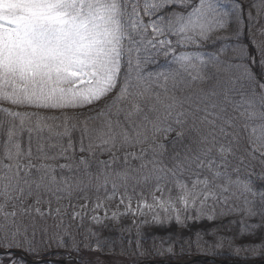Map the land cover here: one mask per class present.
Here are the masks:
<instances>
[{
    "label": "snow or ice",
    "instance_id": "6c2138e0",
    "mask_svg": "<svg viewBox=\"0 0 264 264\" xmlns=\"http://www.w3.org/2000/svg\"><path fill=\"white\" fill-rule=\"evenodd\" d=\"M243 9L241 0H234L230 11L221 0H0V104L9 105L0 107V113L10 118L4 158L11 161L4 164L0 160V196L4 197L0 203V244L34 252L45 243L46 228L38 229L34 220L25 224L16 218L30 216L33 211L41 217L52 215L51 200L47 213L38 206L43 202V193L33 204H27L26 198L33 195V184L37 192L43 189L52 194L72 189V178L58 180L56 167L87 172L97 153L107 151L108 161L96 159L98 166L107 169L118 159V152L149 141L156 157L165 147L158 137L162 135L166 140L175 131L167 123L173 118L180 129L177 138H187L188 144L182 153L173 155L171 167L154 158L142 163L140 171L148 169L150 163L144 182L154 180L156 190L161 191L160 181L175 180L179 195L174 199L153 196V204L138 203L133 215L151 214L156 223L173 215L180 223L182 212L193 211L195 216L189 218L207 216L212 220L217 214H239L242 225L243 217L259 215L264 219V189L253 188V177L264 180V111L257 114L254 107L258 97L264 109V27L257 30L259 39L253 34L248 43L239 44ZM262 17L264 0H252L249 21ZM234 38L237 44L231 46L233 55L227 56V41ZM221 41L224 43L212 52L180 51L203 49ZM153 53H163L166 60L171 59L167 70L155 77L144 74V65ZM209 65L216 77L212 89H200L195 99L175 94L182 86L209 79ZM145 107L157 114L155 119L145 114L137 122L135 117ZM256 118L259 124L254 123ZM57 121L60 123H51ZM54 128L63 129L55 132L61 143H42L40 133L44 129L52 133ZM17 131L28 133L26 153L19 142H13ZM33 131L37 132L35 157ZM76 131L80 133L82 153L78 159L73 139ZM65 137L66 144L62 142ZM52 150L56 151L49 155ZM145 151L141 148L140 153L125 152V162L129 156L143 161ZM21 157L28 163L21 164ZM61 158L69 163H47ZM33 159L44 162L36 164ZM254 161L260 164L259 173ZM33 171L39 174L37 181L29 179ZM184 173L196 177L191 187L178 179ZM114 175L128 179L127 171ZM112 176L105 170L98 172L96 179L102 177L107 184ZM124 199L121 195V203ZM10 200H14L12 211H6ZM86 207L87 204L80 205L82 211ZM128 207L131 211L130 204ZM59 213L58 207L57 216ZM72 215L75 218L80 213ZM93 219L99 222V218ZM55 227L57 231L48 239H59L63 245V237H71L70 227L65 228L62 220ZM245 234L252 235L242 227L241 235ZM72 242L76 244L74 237ZM258 247H264V241L260 245L237 246L236 251H255Z\"/></svg>",
    "mask_w": 264,
    "mask_h": 264
},
{
    "label": "trees",
    "instance_id": "16d2710c",
    "mask_svg": "<svg viewBox=\"0 0 264 264\" xmlns=\"http://www.w3.org/2000/svg\"><path fill=\"white\" fill-rule=\"evenodd\" d=\"M241 2L244 5L243 13L241 14V21L243 19V16L247 18V22L245 23V30L242 34V28H240V36H239V44L243 45L249 42L253 34H256L257 39H259V35L257 30L261 27H264V17L258 19V20H252L251 22L248 19V12H249V4L252 2V0H241ZM221 3L224 4L226 10H231L234 0H221ZM252 14L255 16V9H252ZM242 27V22H240ZM235 27V25H233ZM244 28V27H243ZM174 39V38H173ZM224 43L223 41L216 43L213 45H206L203 49H197L195 47L187 48V49H180V51H207L212 52L215 49H218L221 44ZM229 45V50L226 53L227 56H232L233 52L231 50V46L234 44H237V40L234 38L233 40L227 41ZM253 53H255V49H249ZM259 58V57H257ZM171 63V59L168 60L165 59L163 53H161L159 56H157L155 53H153L152 58L149 62H147L144 65V74L147 76L148 74H152L153 77H155V74L162 71L167 70L168 65ZM208 74L209 79H207L204 82H196L194 84L188 85V86H182L180 90L176 91L177 96H184V97H192L193 99L197 98L199 96V90L203 89L205 91H208L212 89V87L216 83V77L214 74V69L211 67V65L208 66ZM257 72H259V69H256ZM257 93H259V89L257 88ZM237 100H239V96L235 97ZM188 105H185V109H187ZM255 111L258 114L260 111H264L260 107L259 99L257 97L255 102ZM251 111V109H249ZM147 114L150 119H155L156 113H150L147 110V107L144 108V111L140 114L139 117H135L137 122L142 120L143 116ZM161 119L164 118V113L161 111L159 113ZM123 115L121 116V119L123 120ZM10 118H7L3 113H0V160L6 159L4 158V144L8 139L7 133H8V120ZM247 119V117H245ZM74 123V122H73ZM167 123H170L175 127L176 136L172 138L170 141L166 142L164 145V149L160 153V155L154 157L153 153L151 152L150 148L146 149L144 153V160L137 158L136 156H129L127 159V162H125L124 156H119L118 159L114 164H109L107 169H104L103 166H96V167H89L87 172H85L82 168L81 170L77 171L73 169L72 171H69L68 169H64L63 171L61 169H58L55 171V175L57 179H61L62 177H71V183L73 184V187L70 191H64L62 190L60 193L52 194L49 192H45L43 189L40 190V192H37L35 189V184H33V195L28 196L26 198V201L32 200L35 201L37 195L40 193H43L42 195V203L48 202L51 200L52 202H57V199L63 198L64 201H72L76 202L79 200H84V198H87L86 200L89 201H98L103 200L106 198L114 197L117 195H125L129 196L134 199H140V200H150L149 198L152 197L154 194L159 193L165 197H175L179 195V190L176 187L175 180H170L167 183L165 181H160L159 187L162 189L161 191L156 190V182L154 180H150L147 183L143 180V175L152 167V165L148 164V169H145L144 172L140 171V165L144 162L151 161L152 159H157L161 162V165L166 167L172 166V157L175 153L180 152L182 153V149L184 145L188 144V139H178L177 138V132L180 131L179 127L175 124V119L167 121ZM191 123V120H189V124ZM254 123L256 121L254 120ZM16 124H19V121H16ZM207 130V129H205ZM153 133L151 131L148 132V135L151 136ZM33 143H32V152L33 157H35L36 154V145H37V132L33 131ZM43 135V136H42ZM17 139L13 141L14 143L19 142L21 144V151L26 153L28 151V133L27 131L16 133ZM41 142H46L47 144H57L61 143L59 139L55 137L54 134H49L48 132H42L40 133ZM51 137V138H49ZM79 138L80 133L79 131H76L73 133V139L76 141V148L77 151H79ZM175 140V145L172 143V141ZM63 143H67V138L65 137L62 141ZM145 144V143H144ZM143 145L138 144L136 147ZM56 150L50 151L48 154L52 155L54 154ZM99 153V152H98ZM229 159L231 160L232 157L229 156ZM35 160V159H34ZM8 164L10 163L9 160H7ZM219 163V161H217ZM255 164V170L257 173L260 172V164L258 161L253 162ZM107 171L109 173H113V176L109 179L107 184L104 183L103 178L99 181H97L96 176L98 172L101 171ZM127 171L128 179L127 181H124L122 178L117 179L115 177L116 172H125ZM206 174V173H205ZM39 178V174L35 171L32 172L31 176L29 177L30 180L37 181ZM203 179V175L200 177ZM255 178V177H254ZM179 180L185 182L188 184L189 187H191V181L196 179L195 176H189L187 173H184L183 175L178 177ZM113 182L116 183V189H113ZM126 184V187L124 186ZM11 196H15V193H10ZM7 211V210H6ZM219 212V209H218ZM186 217H194L195 212H189L187 214H184ZM61 218L64 219L61 216H54V215H45L41 217L40 215L36 214L34 211L33 213L28 216L25 215L23 217L17 216V221L22 220L23 223L29 224L32 220L35 221L36 226L38 229H44L46 228L48 231V235L44 237L45 243L43 245H38L36 248V251L34 252H28L26 251L31 257H59L64 258L67 255H76L78 256V260L80 264H137L140 261L149 259V260H168V261H175L178 259H181L182 257H186V253L195 254L197 250L202 249L198 245L190 247L187 252L183 255L174 254L173 256H159L156 252L157 248V242L156 240L151 239H140V238H134L132 241H123L119 240V238H116L113 242L107 241L101 248L97 250H93L94 248L89 244L91 235L89 234L88 224L86 226H83V221H78L77 219H69V221H62L65 228L70 227L71 237L67 236L66 241L63 245L60 244L59 239H52L49 240L48 237L52 236L53 233L57 231L56 225L61 223ZM88 229L86 232L85 230ZM31 231V229H29ZM61 232L64 231V229H60ZM2 235V234H0ZM72 237H74L76 244H73ZM37 239H40V232L37 233ZM0 248H7L3 244H0ZM12 248H19V247H12ZM24 250L23 248H20ZM264 249V247H263ZM25 251V250H24ZM221 259H234L231 256H216ZM257 260L263 259L264 260V253L260 256L256 257ZM27 264L26 260H24L22 257H20L17 254L14 253H7V254H0V264ZM41 264H57V263H41ZM189 264H214L210 261H195L191 262Z\"/></svg>",
    "mask_w": 264,
    "mask_h": 264
},
{
    "label": "rangeland",
    "instance_id": "374dc122",
    "mask_svg": "<svg viewBox=\"0 0 264 264\" xmlns=\"http://www.w3.org/2000/svg\"><path fill=\"white\" fill-rule=\"evenodd\" d=\"M224 5V4H222ZM242 34L245 30V23L247 18L243 16L242 19ZM244 27V28H243ZM230 33H221L220 35H229ZM0 107H9L8 104H0ZM21 111L25 109H19ZM31 111V109H28ZM87 111V110H84ZM50 115H59V113H49ZM95 115V113H93ZM256 124H259V119H255ZM34 123V122H33ZM54 124L60 123L51 122ZM56 131H63L60 129H53L52 133H49L47 129L44 132L49 134H54ZM43 136V135H42ZM176 136L175 132L168 134L167 139L161 135L158 137L159 140L163 141L164 144ZM151 146V141L140 145L135 148H125L124 150L117 153V157L124 156L125 152H136L140 153L141 148L148 149ZM55 153V152H54ZM71 154V153H69ZM50 155V154H49ZM82 155L80 151L75 152V156L78 159ZM96 159L108 161L110 159V153L105 151L103 154L97 153ZM96 159L90 161L89 167H96ZM3 163H7L6 159L2 160ZM19 162L21 164L28 163V159L21 157ZM33 163H42L44 161L34 160ZM11 163V161H10ZM50 164L62 165L69 163L68 160L63 158L56 161H47ZM60 169L55 168V171ZM88 170V169H87ZM55 174V173H54ZM253 188L254 190L264 189V180L256 179L253 177ZM124 202L121 203V195L106 198L100 201V206L97 207V201H89L84 198V200H79L76 202L64 201L63 198L57 199V202L51 203L52 215L57 216L56 209L60 208L59 216L62 221L66 222L69 219H77L78 221H83V226L88 224L89 234L91 239L89 244L97 250L101 248L107 241L113 242L116 238L123 241H132L134 238L140 239H151L156 240L157 248L156 252L159 256H173L174 254L183 255L187 250L195 245H198L202 249L197 250L195 254H202L207 256H231L234 259H247L252 260L264 253L263 247H258L255 251L251 249H241L239 252L236 251L237 246L241 245H260L264 241V219L259 215L253 216L251 218L243 217V225L240 223L242 216L239 214H229V215H219L212 220H209L207 216H202L199 219H192L184 216L181 213V222L178 223L174 217L170 219H165L163 223H156L153 221V216L148 215H133V212L138 211V203L146 202L147 204H153V196L163 197L168 199L159 193L154 194L150 197V200H140L134 199L129 196H125ZM172 197L173 199L176 198ZM4 202V197L0 196V203ZM14 200L8 202L7 208L5 210L12 211V203ZM257 198V203H258ZM27 204H33L34 201L28 200ZM87 204V207L82 211L80 205ZM131 205V211L128 205ZM72 205V207H69ZM42 211L47 213L49 204L48 202L41 203L38 205ZM80 213L79 216L73 218V213ZM115 214V217L113 216ZM93 217L99 218V222ZM147 221V222H145ZM235 221V223H233ZM248 225H258L259 227L249 228ZM244 227L245 233L251 232L252 235H241V229ZM86 229L85 232L88 230ZM64 242L67 239L65 235L63 237ZM117 240V239H116ZM171 248V251L168 249ZM194 254V253H193ZM191 254V255H193ZM74 257L75 260L70 264H80L79 258L76 255H67ZM189 253H186V257ZM149 260V259H146ZM143 260V261H146ZM140 261V262H143ZM139 262V263H140ZM137 263V264H139Z\"/></svg>",
    "mask_w": 264,
    "mask_h": 264
},
{
    "label": "water",
    "instance_id": "95a60500",
    "mask_svg": "<svg viewBox=\"0 0 264 264\" xmlns=\"http://www.w3.org/2000/svg\"><path fill=\"white\" fill-rule=\"evenodd\" d=\"M17 253L24 257L28 262L30 263H42V262H49V263H61V264H70L72 261L75 260L74 257L68 256L66 258H53V257H48V258H31L28 254L23 252L22 250L19 249H0V253ZM209 260L217 264H259V263H264V261H255V260H221L215 257L211 256H205V255H191L188 258H183L180 260H177L175 262H169L166 260H146L143 261L139 264H187L193 261H205Z\"/></svg>",
    "mask_w": 264,
    "mask_h": 264
}]
</instances>
